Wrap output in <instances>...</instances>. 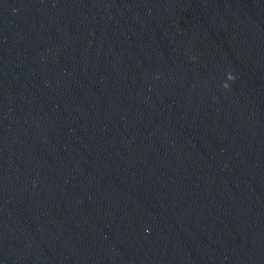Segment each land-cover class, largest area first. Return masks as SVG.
<instances>
[{"label": "water", "instance_id": "1", "mask_svg": "<svg viewBox=\"0 0 264 264\" xmlns=\"http://www.w3.org/2000/svg\"><path fill=\"white\" fill-rule=\"evenodd\" d=\"M0 264H264V0H0Z\"/></svg>", "mask_w": 264, "mask_h": 264}]
</instances>
